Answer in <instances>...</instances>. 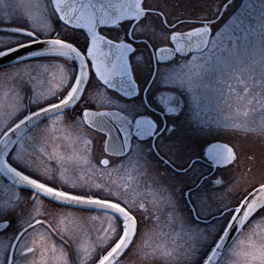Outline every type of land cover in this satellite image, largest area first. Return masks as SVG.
I'll return each mask as SVG.
<instances>
[{
  "label": "snow or ice",
  "instance_id": "snow-or-ice-1",
  "mask_svg": "<svg viewBox=\"0 0 264 264\" xmlns=\"http://www.w3.org/2000/svg\"><path fill=\"white\" fill-rule=\"evenodd\" d=\"M0 13V60L14 58L0 67V264H122L133 245L154 264H264V171L225 203L215 189L237 178L212 177L236 152L208 144L205 177L183 135L196 88L230 109L235 81L261 119L231 127L264 139V0L222 29L169 0H0ZM161 216L176 239L149 245Z\"/></svg>",
  "mask_w": 264,
  "mask_h": 264
},
{
  "label": "flooded vegetation",
  "instance_id": "flooded-vegetation-1",
  "mask_svg": "<svg viewBox=\"0 0 264 264\" xmlns=\"http://www.w3.org/2000/svg\"><path fill=\"white\" fill-rule=\"evenodd\" d=\"M177 1L169 3V5H175L177 11L186 13V15L181 16V19L192 20L201 15H207L209 19H214L212 14L215 13L219 17V20L214 23V29H222L225 25H230L232 18L239 11V6L245 2V0H209V2L206 0V2L202 0H188V2H185V0ZM225 5L227 6L225 7ZM218 7L220 8L219 12H217ZM140 55V53H137L138 57ZM184 71H187V69ZM231 86L235 89V93L232 95V104L229 109L222 106L218 92L211 83L205 81L202 85H199L196 88V95L199 97L198 103L191 105L192 111L189 113L192 118L193 127L197 131H192L188 128L183 130V135L191 145V152L195 153L193 159H199V163L194 167L198 170H204L205 177L209 174L205 170L206 165L204 164V160L200 159V157L207 149L208 144H227L236 152L238 157L237 162L231 166L222 165L218 169H214L215 175L212 177V180L218 178L229 180L239 173L243 177V181L245 176L249 175V169L251 171L258 170L260 167L264 169V162L259 159V155L264 151L261 148L262 139L255 135L234 131L231 127V125L258 123L261 119V114L256 113L255 115L246 116L243 112L245 107L244 102L237 99V97L243 95L244 86L235 81H232ZM224 90L227 91V88ZM225 125L228 126L226 127ZM201 128L203 131H199ZM93 134L95 136L97 135L95 132ZM96 152L99 154L98 147ZM132 174H130L132 176L131 181L132 184H135V180L138 177L134 178ZM190 178H195L192 176L191 171L187 176L179 177L180 180L185 182L189 181ZM177 186L180 187L179 184ZM85 242H87V238Z\"/></svg>",
  "mask_w": 264,
  "mask_h": 264
},
{
  "label": "rangeland",
  "instance_id": "rangeland-1",
  "mask_svg": "<svg viewBox=\"0 0 264 264\" xmlns=\"http://www.w3.org/2000/svg\"><path fill=\"white\" fill-rule=\"evenodd\" d=\"M188 2V0H185V2ZM204 2L209 0H202ZM174 2H178L177 0H169V3H174ZM237 2V1H236ZM0 16H2V13H0ZM0 39H5V37L0 36ZM49 72H51L54 76H56V78H59V68L55 65V63L52 64V67H50L48 69ZM43 79L47 80L48 76L47 74H45L43 77ZM55 82V81H53ZM93 136H95L93 133L91 134ZM62 147L67 148L68 145H62ZM262 150H264V139H262V145H261ZM259 159L264 162V151L261 155H259ZM264 171V169L262 167H260L258 170L255 171H248L249 175L245 176V179L242 181V176L239 175V173L235 176L236 182L234 185H232L231 191L228 190V188L226 187L225 189L223 188H216V194L218 196H222L223 197V202H227L231 199L234 198V194L239 190L245 187L246 183H251V181L253 180V178L255 179H259L260 178V174L261 172ZM134 176V178H137V174L135 172H132L131 170L129 171L128 174H131ZM135 173V174H134ZM123 179H126V175H122ZM137 181H139V186L140 189L142 191H144L147 188V191H145V197L146 200L148 201V207L151 208V201L153 199V196L151 194V190L150 188H148V186L145 185V182L141 179H139V177L135 180V184H132L133 187L137 186ZM130 183H132V181H129ZM178 187V186H177ZM211 190V189H209ZM71 211V210H69ZM40 218V217H38ZM145 222L147 223L148 227L152 226V218L145 213ZM264 227V226H262ZM178 230L177 226H170L168 222L163 220V216H161V226L159 227L158 233L156 236H149V237H143V239L147 240V243L149 245L155 246L157 244L159 245H167L170 244L174 239H176L175 236V232ZM141 237H137V244H139L141 242ZM178 242V241H177ZM136 246L133 245L132 250H129V252L127 253V255L124 257V260L122 261V264H154V262L152 260L146 259L144 258L139 252H137L136 250Z\"/></svg>",
  "mask_w": 264,
  "mask_h": 264
},
{
  "label": "water",
  "instance_id": "water-1",
  "mask_svg": "<svg viewBox=\"0 0 264 264\" xmlns=\"http://www.w3.org/2000/svg\"><path fill=\"white\" fill-rule=\"evenodd\" d=\"M9 60H14V58L9 56L8 59L0 60V67H2L4 64H7Z\"/></svg>",
  "mask_w": 264,
  "mask_h": 264
}]
</instances>
